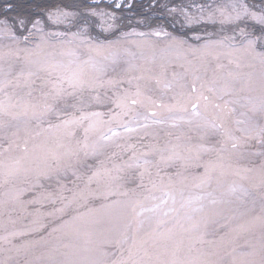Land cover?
<instances>
[{
  "label": "snow or ice",
  "instance_id": "snow-or-ice-1",
  "mask_svg": "<svg viewBox=\"0 0 264 264\" xmlns=\"http://www.w3.org/2000/svg\"><path fill=\"white\" fill-rule=\"evenodd\" d=\"M0 264H264V0H0Z\"/></svg>",
  "mask_w": 264,
  "mask_h": 264
}]
</instances>
